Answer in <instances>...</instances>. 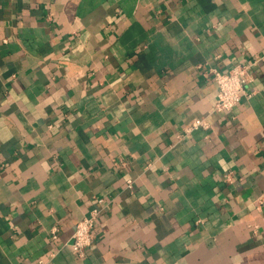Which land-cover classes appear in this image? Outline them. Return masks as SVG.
<instances>
[{
  "label": "crops",
  "instance_id": "1",
  "mask_svg": "<svg viewBox=\"0 0 264 264\" xmlns=\"http://www.w3.org/2000/svg\"><path fill=\"white\" fill-rule=\"evenodd\" d=\"M40 261L264 264V0H0V264Z\"/></svg>",
  "mask_w": 264,
  "mask_h": 264
},
{
  "label": "built area",
  "instance_id": "2",
  "mask_svg": "<svg viewBox=\"0 0 264 264\" xmlns=\"http://www.w3.org/2000/svg\"><path fill=\"white\" fill-rule=\"evenodd\" d=\"M255 65L254 63L239 64L231 71L224 73L218 69H211L203 72L206 78L212 79L217 85V98L213 109V113H232L241 104L244 96L247 93V85L251 81L250 70ZM211 123L208 117L196 119L186 124L177 135V142H182L189 138L197 131H209ZM233 173L228 174L227 180L232 181ZM128 188H132L133 180H128ZM107 210L105 200L100 199L98 206L94 208L90 215L82 219L76 225L73 234L72 250L80 258L86 257V252L94 243L92 231L98 224L100 218ZM49 236L51 240H57L59 237V228L53 227ZM37 264H50L40 261Z\"/></svg>",
  "mask_w": 264,
  "mask_h": 264
}]
</instances>
